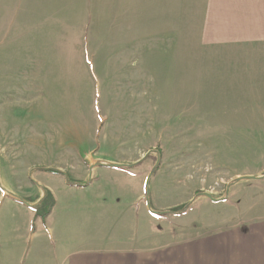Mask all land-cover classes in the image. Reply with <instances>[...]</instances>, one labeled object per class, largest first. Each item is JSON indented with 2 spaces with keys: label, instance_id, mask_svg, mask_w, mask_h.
<instances>
[{
  "label": "rangeland",
  "instance_id": "obj_1",
  "mask_svg": "<svg viewBox=\"0 0 264 264\" xmlns=\"http://www.w3.org/2000/svg\"><path fill=\"white\" fill-rule=\"evenodd\" d=\"M204 3L0 0V172L18 196L2 195L1 224L26 221L21 198H43L28 188L37 169L80 182L89 171L106 193L107 236H148L165 264H244L259 241L264 254V41L251 27L231 40ZM189 203L179 216L149 212Z\"/></svg>",
  "mask_w": 264,
  "mask_h": 264
},
{
  "label": "crops",
  "instance_id": "obj_2",
  "mask_svg": "<svg viewBox=\"0 0 264 264\" xmlns=\"http://www.w3.org/2000/svg\"><path fill=\"white\" fill-rule=\"evenodd\" d=\"M207 10H211L213 14H209V24L231 33L227 34L231 40L245 42L247 37L244 31L239 30L242 33L241 38H235L233 34L237 32V27H251L248 38L264 41V0H211V4L207 7L204 3V16ZM9 165L10 168L7 169H10L14 176V182L16 180L20 182L17 176L23 171L19 167ZM103 168L107 169V166L101 164L98 169ZM109 168L111 170L120 167L110 165ZM28 170L26 173L29 172ZM9 173H4V170L0 172V201L4 193H9L10 202L16 203L18 196L11 192L14 185L2 178V175H9ZM76 178L90 180V184L84 187L71 186L62 176L42 172L36 173L34 180H29L28 188L30 191L35 190L33 195L36 194V198L43 195L42 188L52 193L55 200L54 207L44 223L34 217V211L28 205H25V208L30 210L26 221L15 217H3L2 224L0 222V264H165V249L155 247L152 239L151 243L143 245V241H148V236H141L138 241L136 238L133 241L128 240V237L122 238L121 234L107 236L106 223L103 221L105 220L103 209L106 207V193L100 194L95 183L97 179L91 178L89 171L82 174L79 170ZM80 181L83 180H78ZM76 190L83 192L81 194L85 196V192L88 191L92 200L84 203L72 201L70 194L73 193L70 192H76ZM82 206L89 211H97V224L92 223L88 216L85 217L80 212ZM92 218H95L94 215ZM32 222L30 233L27 234L25 230H28ZM22 227H24V233L18 235L17 232ZM4 233H7L6 237ZM32 239L34 243L30 246ZM261 248L262 244L259 241V253L254 258V247L251 249L246 245L243 250V252L247 251L243 255V263L264 264ZM191 255L193 263L197 255L195 249ZM181 264L188 263L182 260Z\"/></svg>",
  "mask_w": 264,
  "mask_h": 264
},
{
  "label": "trees",
  "instance_id": "obj_3",
  "mask_svg": "<svg viewBox=\"0 0 264 264\" xmlns=\"http://www.w3.org/2000/svg\"><path fill=\"white\" fill-rule=\"evenodd\" d=\"M158 157H159V152L156 150L154 151ZM150 153L146 154L144 156V158H142V160L148 158V155ZM158 168V164H156L155 168L153 169V171L151 172V174L149 176H152L153 173L156 171V169ZM39 171H42V172H48V173H51V174H54V175H59V176H62L65 181L71 185V186H77L79 184H83L84 186L90 184V181L87 180L85 182H78V181H73L69 178V175L66 174V173H63L61 171H57L55 169H37ZM202 193L200 194H197V196L201 195ZM212 198V197H211ZM22 199V202H25L27 203V205L34 211V217L35 218H39L43 223L45 222V219L46 217L50 214L52 208L54 207V204H55V200L53 198V196L51 195V193L47 190L44 189L43 191V198L41 200H39L37 203H34L32 200H30L29 198H21ZM146 203L149 204V200H146ZM189 206H191V203L189 204H185V205H182L176 209H172V210H168V211H164V212H158V211H155L154 209H152L151 207L149 208V212L151 215L153 216H163V215H166V214H171V215H174V216H179L181 214H184L186 212V210L189 208Z\"/></svg>",
  "mask_w": 264,
  "mask_h": 264
},
{
  "label": "water",
  "instance_id": "obj_4",
  "mask_svg": "<svg viewBox=\"0 0 264 264\" xmlns=\"http://www.w3.org/2000/svg\"><path fill=\"white\" fill-rule=\"evenodd\" d=\"M120 166H123V165L112 164V167H120ZM254 178H255V177L248 176V177H240V178H238L237 180L239 181V180H241V179H254ZM148 183H149V181L146 182V185H147V186H148ZM207 197H208L209 199H212L211 196H209V195H207ZM212 200H213V199H212Z\"/></svg>",
  "mask_w": 264,
  "mask_h": 264
}]
</instances>
